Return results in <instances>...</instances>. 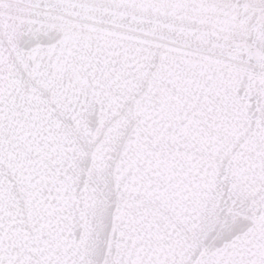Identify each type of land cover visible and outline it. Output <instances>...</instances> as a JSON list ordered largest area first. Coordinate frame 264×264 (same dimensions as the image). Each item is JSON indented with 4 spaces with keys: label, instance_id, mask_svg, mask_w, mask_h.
Wrapping results in <instances>:
<instances>
[{
    "label": "water",
    "instance_id": "1",
    "mask_svg": "<svg viewBox=\"0 0 264 264\" xmlns=\"http://www.w3.org/2000/svg\"><path fill=\"white\" fill-rule=\"evenodd\" d=\"M0 264H264V0H0Z\"/></svg>",
    "mask_w": 264,
    "mask_h": 264
}]
</instances>
